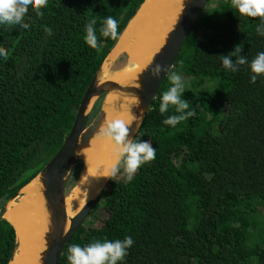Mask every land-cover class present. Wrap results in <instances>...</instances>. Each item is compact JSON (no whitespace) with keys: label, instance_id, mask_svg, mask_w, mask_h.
I'll return each instance as SVG.
<instances>
[{"label":"trees","instance_id":"obj_1","mask_svg":"<svg viewBox=\"0 0 264 264\" xmlns=\"http://www.w3.org/2000/svg\"><path fill=\"white\" fill-rule=\"evenodd\" d=\"M143 2L48 0L42 18L29 9L28 29L0 25L7 51L0 56V209L69 135L87 88L118 40L100 35L104 19L117 20L120 36ZM90 20L96 21L95 49L84 39ZM260 24L259 17L241 16L230 0H209L171 69L186 78L181 99L189 102L185 113L194 115L175 127L163 123L180 115L171 105L159 111L172 86L166 76L134 137L149 141L156 158L131 181L121 165L94 207L103 215L74 234L58 264H69L70 244L127 236L134 244L118 264H264V222L259 227L256 219L264 206V76L252 83L248 64L233 72L221 60L238 45L249 63L264 52ZM205 81L213 86L204 87ZM16 244L15 227L1 221L0 264L10 263Z\"/></svg>","mask_w":264,"mask_h":264},{"label":"water","instance_id":"obj_2","mask_svg":"<svg viewBox=\"0 0 264 264\" xmlns=\"http://www.w3.org/2000/svg\"><path fill=\"white\" fill-rule=\"evenodd\" d=\"M146 1L147 0H144L137 13L129 21L110 53L103 61L93 81L87 88L77 110L72 129L62 147L50 158L49 162L43 167L39 174L28 183L30 184L33 180L39 178L43 187L42 192L48 213V229L44 234L45 248L40 256V264H58L65 247L74 234L85 224L102 190L110 179V177H108L106 183L96 197L87 201L72 218H69L66 208V199L74 187H76L77 181L83 171L84 162L80 159L82 151L89 147L92 139L99 133V129L104 126L106 121L107 113L104 108L106 96L111 92H117L127 94L129 97L131 96L136 99V103L130 109L131 113L139 119L138 127L132 136V138H134L147 112L152 106L159 88L166 78V72H162L159 79H154L150 74L151 67L156 63H160L170 67V70L173 68L176 60L181 54L184 43L209 2V0H181V10L177 15L173 27L167 34L164 45L154 55L151 62L140 72L135 86L122 85L116 81L104 78V68L106 64H108L107 68L109 71H118L130 65V58L126 52L116 54L113 59H111V55L117 49L129 24L137 16ZM123 56H125V59L122 58ZM121 58L123 60H121ZM118 61H121L120 64H117ZM101 99V104L97 109L96 104ZM77 152H79V156L76 155ZM80 163H82L83 166L80 172H78L77 166ZM71 182L74 183L71 184ZM28 184L9 199L4 207L0 209V222L3 220L9 221L7 218L9 208L23 196V189ZM17 248L18 237L16 249L14 250L9 264L14 260Z\"/></svg>","mask_w":264,"mask_h":264},{"label":"bare ground","instance_id":"obj_3","mask_svg":"<svg viewBox=\"0 0 264 264\" xmlns=\"http://www.w3.org/2000/svg\"><path fill=\"white\" fill-rule=\"evenodd\" d=\"M180 2L147 0L111 55L113 59L116 54L126 52L121 47L129 48L130 65L118 71H109L106 64L104 78L122 85L135 86L140 72L164 45L181 10ZM135 103L136 99L127 94L109 93L104 103L107 113L104 126L106 122L122 119L129 125L132 138L139 123V119L130 110ZM114 147L111 140L98 133L89 147L82 151L80 159L84 162V168L76 187L66 199L69 218L100 193L109 177L111 166L116 162ZM42 191L39 178L33 180L23 189V196L7 212V218L14 225L18 237L17 252L11 264H40V256L45 248L44 234L48 229V213Z\"/></svg>","mask_w":264,"mask_h":264},{"label":"clouds","instance_id":"obj_4","mask_svg":"<svg viewBox=\"0 0 264 264\" xmlns=\"http://www.w3.org/2000/svg\"><path fill=\"white\" fill-rule=\"evenodd\" d=\"M234 9L241 16L252 18L259 17L261 24L257 27V33L264 36V0H230ZM48 0H0V25L16 26L19 25L23 29L30 27L29 23L24 22V17L29 9L36 14L37 17H43V8L47 7ZM95 20H90L86 28L84 37L87 45L93 49L98 47V37L94 25ZM47 35H52V29L46 28ZM100 35L104 38L117 40L118 22L111 16L104 19L100 29ZM242 49L236 46L233 52L227 55H221L224 68L230 71H238L239 66L248 64L252 73L250 80L255 83L257 78L264 76V52H260L249 63L243 55H238ZM0 56L7 57V51L0 46ZM235 57V60L233 59ZM162 72H166L167 79L171 83V87L162 94L159 111L161 114L168 111L169 106H174L180 115H172L166 118L163 123L175 127L188 116L194 115V112H187L189 102L181 99V93L184 91V82L177 72L171 71L170 67L156 63L151 67V76L159 79ZM99 135L106 137L114 143V152L116 162L109 170V177L115 178L123 166V173L127 180L131 181L138 169L145 163H149L156 158V150L149 141L136 140L131 138L130 127L122 119H115L106 122V126L99 129ZM79 156V152L76 153ZM134 244L130 236L124 239L96 241L81 247L77 244L68 245L67 260L69 264H118L123 261L128 254V249Z\"/></svg>","mask_w":264,"mask_h":264},{"label":"rangeland","instance_id":"obj_5","mask_svg":"<svg viewBox=\"0 0 264 264\" xmlns=\"http://www.w3.org/2000/svg\"><path fill=\"white\" fill-rule=\"evenodd\" d=\"M182 79L185 80L186 78H182ZM203 86L204 87H212L213 86V83H211L210 81H205L203 83ZM95 112H96V110H95ZM98 208L93 209V211L91 212V214L89 215V217L86 219L85 223H88V221H90V220L94 221L95 218H96V216L100 217V216L103 215V210L98 209ZM256 219L258 220L259 227L264 224L263 223L261 225V223L264 222V206H262V205H259L258 206V211L256 213Z\"/></svg>","mask_w":264,"mask_h":264},{"label":"crops","instance_id":"obj_6","mask_svg":"<svg viewBox=\"0 0 264 264\" xmlns=\"http://www.w3.org/2000/svg\"><path fill=\"white\" fill-rule=\"evenodd\" d=\"M121 50L126 51L127 53L129 52L128 55H129V57H131L129 48L123 46V47H121Z\"/></svg>","mask_w":264,"mask_h":264}]
</instances>
